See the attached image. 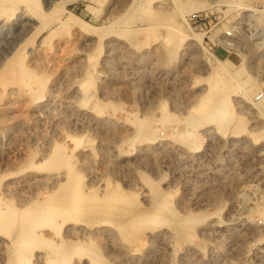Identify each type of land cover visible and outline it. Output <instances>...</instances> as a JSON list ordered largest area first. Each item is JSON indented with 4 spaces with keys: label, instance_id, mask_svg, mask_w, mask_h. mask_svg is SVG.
I'll list each match as a JSON object with an SVG mask.
<instances>
[{
    "label": "rangeland",
    "instance_id": "374dc122",
    "mask_svg": "<svg viewBox=\"0 0 264 264\" xmlns=\"http://www.w3.org/2000/svg\"><path fill=\"white\" fill-rule=\"evenodd\" d=\"M49 1L0 10V215L43 212L27 262L264 264V0Z\"/></svg>",
    "mask_w": 264,
    "mask_h": 264
},
{
    "label": "bare ground",
    "instance_id": "6f19581e",
    "mask_svg": "<svg viewBox=\"0 0 264 264\" xmlns=\"http://www.w3.org/2000/svg\"><path fill=\"white\" fill-rule=\"evenodd\" d=\"M17 1L18 0H5V2L3 3V5L0 7V10H2V11L5 10L6 11V10H10V9H15L14 6H15V3H17ZM45 1H47V3L50 2L49 0H45ZM37 2H38V0H37ZM38 6H39V4H38ZM27 25L32 26V22L29 19L24 20V26H27ZM226 98L227 97H223V96H221V97L218 96V97H213V98H210V97H205L204 98L203 97L202 100H201L200 105L198 106V111H200V112H208L210 110V108L208 109V106H210L211 108L214 107V109H218L219 106H220V104L222 103V101H225ZM220 123H221V127H222V125H224V122L221 121ZM39 205H40V203H39ZM56 210L57 211L58 210H61V212H62V210L64 211L63 208H59V207ZM9 211H11L9 216L7 214V216L4 217V216H2V213H1V215H0V226L2 225V223L9 222V220L12 221V222H14V223H17L18 224L17 230L15 231L16 232L15 233V236L13 238L14 239L13 240V242H14V249H13V255H12L13 263H15V264H29V262H27V260H26L27 257L25 256V253L26 252L27 253H31V247L29 246V241H30V239L32 237H35L37 235V233L30 234L31 232H29L30 231L29 229L31 228V230L33 231V229H32L33 226H31V225H34V223L32 222V224H31L30 221H26L25 220V217H27L28 220H29V218H34L35 219L34 222H36L37 221L36 220L37 218L38 219H41L39 217L43 214V212L41 210H38L37 209L36 211H34V210L33 211H26L27 212L26 214L24 212V214H22V216H18L17 210L12 209V210H9ZM4 213H6V212H4ZM7 213H9V212H7ZM22 217H23V219H22ZM53 217H56V216H53ZM99 262H101V261H99Z\"/></svg>",
    "mask_w": 264,
    "mask_h": 264
},
{
    "label": "built area",
    "instance_id": "2783aa9c",
    "mask_svg": "<svg viewBox=\"0 0 264 264\" xmlns=\"http://www.w3.org/2000/svg\"><path fill=\"white\" fill-rule=\"evenodd\" d=\"M233 36V32H232V30H227L226 31V34H225V37L226 38H230V37H232Z\"/></svg>",
    "mask_w": 264,
    "mask_h": 264
}]
</instances>
